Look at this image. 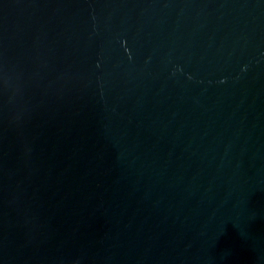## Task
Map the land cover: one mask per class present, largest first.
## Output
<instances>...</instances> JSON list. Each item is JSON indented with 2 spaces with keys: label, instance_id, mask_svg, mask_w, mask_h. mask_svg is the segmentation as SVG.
Instances as JSON below:
<instances>
[{
  "label": "water",
  "instance_id": "obj_1",
  "mask_svg": "<svg viewBox=\"0 0 264 264\" xmlns=\"http://www.w3.org/2000/svg\"><path fill=\"white\" fill-rule=\"evenodd\" d=\"M0 264H264V0H0Z\"/></svg>",
  "mask_w": 264,
  "mask_h": 264
}]
</instances>
